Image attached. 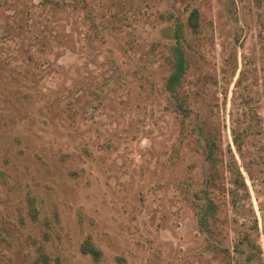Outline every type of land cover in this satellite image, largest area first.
Returning a JSON list of instances; mask_svg holds the SVG:
<instances>
[{
    "label": "rangeland",
    "instance_id": "1",
    "mask_svg": "<svg viewBox=\"0 0 264 264\" xmlns=\"http://www.w3.org/2000/svg\"><path fill=\"white\" fill-rule=\"evenodd\" d=\"M0 264H264V0H0Z\"/></svg>",
    "mask_w": 264,
    "mask_h": 264
},
{
    "label": "trees",
    "instance_id": "2",
    "mask_svg": "<svg viewBox=\"0 0 264 264\" xmlns=\"http://www.w3.org/2000/svg\"><path fill=\"white\" fill-rule=\"evenodd\" d=\"M191 21H192V18H191ZM176 40L178 42L173 47V59L171 61L172 69H171V72L165 81V87H166L167 91H169L175 98H178L179 101L176 105L178 108H180L181 110L184 111L187 109L184 106V103L178 97V86L182 82V79L186 74L187 58L185 55V50L179 42V29H178V27L176 30ZM211 154L212 153H208L207 156H211ZM208 208L211 212L214 211V201L213 200H209ZM204 214L205 213H203L200 217L201 218V224H203V222L205 220L204 216H203ZM92 250H93V252H95L94 251L95 249L93 247H91V249H87V251H90V252H92Z\"/></svg>",
    "mask_w": 264,
    "mask_h": 264
}]
</instances>
